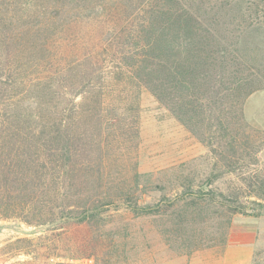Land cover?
<instances>
[{"label":"trees","instance_id":"obj_1","mask_svg":"<svg viewBox=\"0 0 264 264\" xmlns=\"http://www.w3.org/2000/svg\"><path fill=\"white\" fill-rule=\"evenodd\" d=\"M83 3L97 9L51 0L52 16L0 18V218L46 227L53 253L96 257L115 210L153 219L171 259L224 247L235 217L264 215V130L243 112L264 89V0H114L99 35L59 16ZM28 5L41 8L4 10ZM144 92L208 148L206 166L139 171Z\"/></svg>","mask_w":264,"mask_h":264},{"label":"rangeland","instance_id":"obj_2","mask_svg":"<svg viewBox=\"0 0 264 264\" xmlns=\"http://www.w3.org/2000/svg\"><path fill=\"white\" fill-rule=\"evenodd\" d=\"M24 1L37 3L41 8L36 11L35 7L28 5L25 9H20L25 12L17 11L18 8H15V12L4 10L5 7H9V3L19 4ZM113 2L114 0H97L95 4L97 11H93L91 6L85 3L78 4L80 7H69L59 16L84 17L89 21L81 24V32L99 35L98 32L101 30L104 33L105 30L113 29V26L104 25L103 22L101 24V18L97 12H100L101 6L109 7ZM50 3L51 0H0V18L8 14L12 16L22 14L25 19L30 18L31 21L40 20L54 13ZM117 7V11L122 10L121 5ZM95 16L97 21L92 20ZM102 25L104 28L101 27ZM253 43L256 44L264 61L263 31L255 37ZM4 52L0 43V68L7 64ZM243 112L250 124L264 130V89L254 92L245 100ZM139 133L138 161L141 173L165 172L170 168L177 170L185 166L199 170L198 167L206 166L203 160L208 155V148L193 138L147 92H144L141 97ZM259 158L264 168V148ZM160 197V194L144 196V200L156 201ZM102 217H111L112 222L106 226H97L99 253L96 257L76 254V251L72 253L69 250L53 253L48 246L50 241L47 236L50 232L46 230V227H32L18 219L0 218V264H46L52 260L56 264H70V260L80 258H92L94 264H243L235 260L236 247L243 245L248 246L250 250L248 251L250 259L246 264H264V215L258 218L235 217L234 231L227 237L224 247H206L191 255L173 259L162 247L161 240L155 233L153 219L145 217L132 219L134 216L123 215L121 210L107 212ZM18 239L32 241L31 243L18 242ZM73 240H69L68 243H73ZM109 240L113 244L111 247L103 245ZM231 247L233 250L226 257V252ZM239 254L241 256V252ZM232 255H234L233 259H231Z\"/></svg>","mask_w":264,"mask_h":264},{"label":"crops","instance_id":"obj_3","mask_svg":"<svg viewBox=\"0 0 264 264\" xmlns=\"http://www.w3.org/2000/svg\"><path fill=\"white\" fill-rule=\"evenodd\" d=\"M236 248H237L236 249L237 250V253H236L237 255H236L235 260H237L239 262H242L243 264H246L247 261L250 259V254H249L250 252L248 253V251H250L249 247L243 245V246H239V247H236ZM232 250H233L232 247L227 250L226 257H228V255L231 254ZM239 252H241V256H240ZM234 255L231 256V259H233Z\"/></svg>","mask_w":264,"mask_h":264},{"label":"built area","instance_id":"obj_4","mask_svg":"<svg viewBox=\"0 0 264 264\" xmlns=\"http://www.w3.org/2000/svg\"><path fill=\"white\" fill-rule=\"evenodd\" d=\"M46 264H56L53 260ZM70 264H94L92 258H80L76 260H70Z\"/></svg>","mask_w":264,"mask_h":264}]
</instances>
